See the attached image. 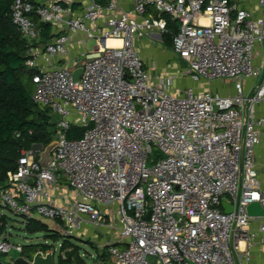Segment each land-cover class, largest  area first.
Masks as SVG:
<instances>
[{"label":"built area","instance_id":"obj_1","mask_svg":"<svg viewBox=\"0 0 264 264\" xmlns=\"http://www.w3.org/2000/svg\"><path fill=\"white\" fill-rule=\"evenodd\" d=\"M258 4L254 14L236 0H13L25 65L35 69L32 99L57 116V145L46 168L34 145L21 151L0 185V213L35 212L69 237L115 216V236L101 246L112 264H250L254 252L264 253V216L246 211L252 201L264 208L256 159L264 138V0ZM165 16L178 22L171 48L187 64L182 74L234 80L231 92H171V80L152 77L136 43L162 42ZM37 21L51 26L46 42ZM89 39L95 45L86 50ZM71 124L86 128L80 138L66 137ZM152 146L163 157L148 165ZM59 176L74 192L62 204L51 196L61 194ZM3 234L0 264L10 250L23 252Z\"/></svg>","mask_w":264,"mask_h":264},{"label":"trees","instance_id":"obj_2","mask_svg":"<svg viewBox=\"0 0 264 264\" xmlns=\"http://www.w3.org/2000/svg\"><path fill=\"white\" fill-rule=\"evenodd\" d=\"M12 2L13 0H0V185L6 181L9 171L16 170L22 150H28L35 144L46 146L54 139L58 119L48 108H42L33 101L34 92L25 82L27 80L33 83L31 77L35 69L25 65L27 41L12 22ZM165 17L166 31L161 40L164 45L172 47L178 22L169 16ZM37 26L41 29L39 41H48L52 36L50 24L37 21ZM85 129L71 124L66 137L80 138ZM34 214L21 217L25 231L32 234L43 233L46 239L53 241L61 239L59 232H51L47 224ZM7 219L6 214L0 213V234L5 231ZM71 239H62L60 251L64 254H58V264H112L106 248L102 251L95 248L98 255L88 263L80 254L79 246ZM50 249L52 250L51 246L45 241L41 244L23 245L22 255Z\"/></svg>","mask_w":264,"mask_h":264},{"label":"rangeland","instance_id":"obj_3","mask_svg":"<svg viewBox=\"0 0 264 264\" xmlns=\"http://www.w3.org/2000/svg\"><path fill=\"white\" fill-rule=\"evenodd\" d=\"M142 40V39H140ZM138 41L137 43H143V41ZM153 41L150 42V44L152 43V49H156L159 45L161 47H165L166 49H168V46L164 45L163 42H159L155 39H152ZM95 45V41L94 39H89L86 40L84 42V47L86 48V50H91V48ZM150 66L151 68V74L152 77L156 80V81H165V80H171V81H166V87L171 91V92H175L178 87L180 86H176L175 82H174V76L178 75L180 73V77L181 72L187 68V64H176L177 67H175L173 70H171V66L168 67V64H147ZM146 65V69H148V66ZM171 65V64H169ZM165 66V69H164ZM177 69V70H176ZM183 77V76H182ZM192 78V77H191ZM25 82L27 83L28 87L30 89H32V91L34 92L35 90V85L33 83H31L30 81L25 80ZM218 83H214L212 85L207 86L206 84H209L208 82L203 84L202 87L207 86L210 88L211 91L214 90H219V86ZM250 80L247 81V85L246 87L249 86ZM235 81L234 80H225L222 83V87L224 88L222 90V92H231L233 87H234ZM182 88L187 87V83H182L181 84ZM180 88V89H182ZM206 88V89H209ZM204 89V88H203ZM163 155L161 154V152L155 147L152 146V152L149 155V159L147 161L148 165L152 164V160L151 159H158V158H162ZM58 185L60 186H64V189L61 191V197H62V201L64 200H68L71 199L73 197V187L69 184V182L64 178V177H60L58 179ZM81 200H85L84 198L80 197ZM111 212V214L113 213V210L110 209L109 210ZM1 213H4L7 215L8 219H7V223H6V227H5V231L4 234L5 236H7L8 240L14 243H19L22 245H29V244H35V243H44V241L48 242L49 245L51 246V248L55 249L54 252V262L55 264H58V254L61 252L62 254H64V252L60 251V243L62 241L63 238H69V236H61V239L58 241H53L50 239H46L45 235H43V233H29L27 231H25L24 229V222L22 220L21 217L13 214L11 211H9L8 209H2ZM35 213V212H34ZM115 213H113L114 215ZM35 216H38L42 221H44L47 224V227L52 231V229L50 228L51 226V220L49 218H45L43 216H39L36 213L34 214ZM113 220L116 221V217H113ZM104 221V219H103ZM55 231V230H54ZM72 238L71 241L74 242L75 244H77V246H79V252L82 255V257L88 262L90 263L91 260H93V258H95L96 255H98L97 253H95V248L94 246H97L99 248L100 251L103 250V248L101 246H98L97 244L95 245L93 242H85L87 241L86 239H81L79 237L73 236L70 237ZM74 238V239H73ZM79 239H81L83 242H80ZM97 248V249H98ZM119 248H122L121 246H119ZM51 250V249H50ZM33 252H29L28 253V257L32 258L33 256ZM19 256V254L14 251V250H10L7 254H3L1 256V261L3 262V264H12V259Z\"/></svg>","mask_w":264,"mask_h":264},{"label":"crops","instance_id":"obj_4","mask_svg":"<svg viewBox=\"0 0 264 264\" xmlns=\"http://www.w3.org/2000/svg\"><path fill=\"white\" fill-rule=\"evenodd\" d=\"M236 1H237V5L245 9H248L249 11L254 12V14H257L259 11L258 0H236ZM155 40L158 41V39ZM140 41H143V43H136V47L139 51V54L143 57L145 61H147V64H168L167 66L168 67L171 66V70L177 67L176 64H186L183 59H181L177 54L173 52L171 47H168V49H166L165 47H161L159 45L156 49H152L153 47L152 43L150 44V42L152 41H150L148 38H142V40ZM57 63L60 64L61 62L57 60ZM182 72L181 75L183 77L182 76L180 77V73L174 76V82L176 86H180L178 87V89L182 88L181 87L182 83L185 84L187 83V87H193L196 91H200L209 88L207 87L209 85L219 82V81H208L205 79H193L191 78V76H184ZM207 82L209 84H206L207 86L202 87L203 84ZM218 86H219V90L218 91L214 90V91L222 93L223 88L221 87L222 85L220 84V82L218 83ZM256 159H257V165H258L260 177L264 180V138L256 148ZM60 187L62 191L64 189V186H60ZM60 195L58 194V191H55L51 194V196L56 199V202L58 204H62L68 201V200L62 201V197ZM110 223H115V221L114 220L110 221L107 217L104 218L103 225L97 227L93 226L90 223H87L86 226H84L76 234V237H79L81 239H86L87 241L83 240L86 243L93 242L95 245L97 244L98 246H102V243H104L105 240L107 241L112 240L113 237L115 236L116 232L114 228H112L109 225ZM81 239H79V241L83 242ZM117 245L122 246L123 243H117ZM96 248L98 247L96 246ZM250 264H264V253H262L260 256H257V252H254Z\"/></svg>","mask_w":264,"mask_h":264},{"label":"water","instance_id":"obj_5","mask_svg":"<svg viewBox=\"0 0 264 264\" xmlns=\"http://www.w3.org/2000/svg\"><path fill=\"white\" fill-rule=\"evenodd\" d=\"M81 71L82 68H77L73 71L72 77L74 80L78 79ZM56 145L57 141L53 139L46 146H42L40 144H35L33 146L35 149L39 150L37 161L40 166L46 167L48 165L51 160V152ZM28 182L31 184L32 180L30 179ZM222 205L226 212L231 211V207L228 204L223 202ZM246 211L249 216H264V208H262L257 201L250 202L246 206ZM148 217L149 213L144 217V219H148ZM12 264H55L54 252L53 250H48L47 252L43 253L42 251L38 250L33 254L30 261L22 256H17L12 261Z\"/></svg>","mask_w":264,"mask_h":264},{"label":"bare ground","instance_id":"obj_6","mask_svg":"<svg viewBox=\"0 0 264 264\" xmlns=\"http://www.w3.org/2000/svg\"><path fill=\"white\" fill-rule=\"evenodd\" d=\"M114 42H115V40H111V39L108 40V43H114ZM34 149H35V148H34ZM38 152H39V150H38ZM37 158H38V154H37ZM50 161H51V160H50ZM37 163H38V161H37ZM49 163H50V162H49ZM49 163H48V164H49ZM38 164H39V163H38ZM39 166H40V165H39ZM47 166H48V165H47ZM47 166H46V167H47ZM40 167H42V166H40ZM46 167H42V168H46ZM19 256H22V255L19 254ZM22 257H23V256H22ZM26 257H27V256H26ZM13 260H14V259H13Z\"/></svg>","mask_w":264,"mask_h":264}]
</instances>
